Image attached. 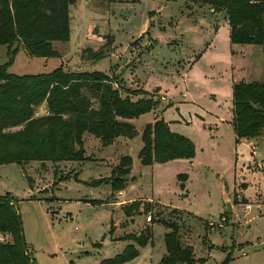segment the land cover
<instances>
[{"label":"rangeland","instance_id":"374dc122","mask_svg":"<svg viewBox=\"0 0 264 264\" xmlns=\"http://www.w3.org/2000/svg\"><path fill=\"white\" fill-rule=\"evenodd\" d=\"M70 29V40L53 42L56 56L33 57L21 47L9 71H101L124 96L160 104L131 120L139 132L133 138L104 146L86 132L83 160L0 165V195L16 201L35 264H99L145 225L152 242L123 264H162L164 222L181 228L205 264H264V135L237 141L233 126V86L264 82V46L232 42L224 11L188 0H77ZM86 48L102 51L100 57ZM7 52L0 45V64L9 61ZM156 119L195 143L193 159L141 162L143 129ZM126 156V185L114 190ZM227 199L235 205L231 214ZM124 200L149 210L117 226L126 220ZM11 241L0 232V242Z\"/></svg>","mask_w":264,"mask_h":264},{"label":"trees","instance_id":"16d2710c","mask_svg":"<svg viewBox=\"0 0 264 264\" xmlns=\"http://www.w3.org/2000/svg\"><path fill=\"white\" fill-rule=\"evenodd\" d=\"M188 1L224 11L232 42L264 46V0ZM76 2L0 0V45H7L10 57L6 64H0V165L83 160L86 132L99 138L104 146L120 136L133 138L139 132L131 120L160 104V100L152 96L137 100L124 96L113 77L101 71L77 72L63 67L23 75L9 71L21 47L33 57L56 56L53 42L70 40V7ZM85 51L93 54L92 48ZM101 52L94 53V58H99ZM40 107H44L45 113H40ZM233 115L237 141L264 134V82L234 84ZM142 139L140 159L144 165L193 159L196 154L195 143L172 131L164 119L147 123ZM122 162H128L127 169L112 181L114 190L118 191L126 185L131 158L123 157ZM148 210L149 207H142L138 200L124 205L125 214L131 220ZM164 224L168 228L167 253L162 264H205L204 258L196 257L194 247L185 243L179 226ZM0 232L10 233L12 237L11 242H0V264H35L25 241L16 201L1 195ZM123 239L130 241L125 249L102 259L99 264H123L137 257L139 247L152 242V227L146 225L139 233Z\"/></svg>","mask_w":264,"mask_h":264},{"label":"crops","instance_id":"0c3cea01","mask_svg":"<svg viewBox=\"0 0 264 264\" xmlns=\"http://www.w3.org/2000/svg\"><path fill=\"white\" fill-rule=\"evenodd\" d=\"M230 28V27H229ZM169 124H170V127H171V129L173 130V124L169 121ZM264 135V134H263ZM263 135H261V136H263ZM261 136H258V137H261ZM258 137H256V138H258ZM247 139V138H246ZM255 139V138H254ZM253 144V141H251V145ZM253 150H254V152H256V149L255 148H253ZM177 160V159H176ZM245 190V189H244ZM244 194H245V192H244ZM245 197L247 198V199H249V197H247L246 195H245ZM250 200V199H249ZM124 202H127V203H129V202H133V200H130V201H126V200H124ZM123 202V203H124ZM122 202H120V203H118V204H123ZM126 203V204H127ZM234 207V210H235V205H233ZM126 217V218H125ZM125 217H124V219H126L124 222H122V224L120 223L119 225H117V226H120V225H123V223H126V221L128 220L129 222L128 223H126L127 225L128 224H134L135 222H136V218H137V216H135L134 217V219H130V218H128L127 216H126V214H125ZM123 219V220H124ZM116 226V227H117ZM146 226V225H145ZM144 228V227H143Z\"/></svg>","mask_w":264,"mask_h":264},{"label":"water","instance_id":"95a60500","mask_svg":"<svg viewBox=\"0 0 264 264\" xmlns=\"http://www.w3.org/2000/svg\"><path fill=\"white\" fill-rule=\"evenodd\" d=\"M226 205H227L226 212L229 213V214L233 213L234 212V208H233V205L231 204L229 199H227Z\"/></svg>","mask_w":264,"mask_h":264},{"label":"built area","instance_id":"2783aa9c","mask_svg":"<svg viewBox=\"0 0 264 264\" xmlns=\"http://www.w3.org/2000/svg\"><path fill=\"white\" fill-rule=\"evenodd\" d=\"M250 207H251V206L248 205V208H250ZM148 221H152V217H151V216L148 217Z\"/></svg>","mask_w":264,"mask_h":264}]
</instances>
